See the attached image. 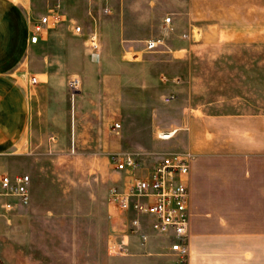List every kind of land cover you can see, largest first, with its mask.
<instances>
[{
    "label": "crops",
    "instance_id": "obj_1",
    "mask_svg": "<svg viewBox=\"0 0 264 264\" xmlns=\"http://www.w3.org/2000/svg\"><path fill=\"white\" fill-rule=\"evenodd\" d=\"M52 9L60 23L30 45L33 20ZM166 16L168 34L161 39ZM72 24L82 28V36ZM194 29L201 42L190 39ZM91 33L98 37L96 53L88 48ZM156 38L163 45L142 62L125 61L142 49L141 41ZM214 42L264 43V0H0V173L7 162L28 154V140L41 123L38 104H45L47 118L54 116L53 101H66L65 76L86 74L87 51L98 63L94 70L110 77L105 113L119 115L108 152L139 153L145 170L167 153L194 156L187 263L166 256L169 240L146 227L140 231L148 242L133 236L138 242L128 240L130 254L119 263L264 264V114L208 113L177 97L183 87L178 66ZM31 76L36 86L29 85ZM83 112L77 105L71 120L65 105L57 115L64 124H76ZM174 129L169 140L157 139V133ZM7 203L14 202L0 197V218L10 211Z\"/></svg>",
    "mask_w": 264,
    "mask_h": 264
},
{
    "label": "rangeland",
    "instance_id": "obj_2",
    "mask_svg": "<svg viewBox=\"0 0 264 264\" xmlns=\"http://www.w3.org/2000/svg\"><path fill=\"white\" fill-rule=\"evenodd\" d=\"M164 24L161 39L168 34L169 24ZM189 37L195 42L202 40L196 29ZM145 41H141L142 49L133 53L138 57L128 54L126 62L144 60L149 54L143 52ZM83 55L88 59L82 61L86 74L65 76L66 101H53L54 116L47 118L45 104H38L41 123L34 138L28 140V154L7 162L1 172L10 177L26 174L31 182L28 205L1 214L0 264H120L118 259L130 254L129 250L122 256L108 253L111 239H121L113 237L117 235L115 210L108 202L110 188L124 181L111 161L113 155L121 153L107 150L118 134L113 125L119 122V115L105 113L109 110L110 77L94 70L98 63L91 54L84 51ZM35 67H41V60L35 61ZM178 68L183 71V87L177 95L181 100L208 113L264 114V43L214 42ZM72 77L80 80L74 100L67 87ZM65 105L71 120L76 106L82 107L78 123L70 120L64 124L63 116L57 115ZM164 108L170 110L167 105ZM11 199L18 204L16 198ZM131 239L138 242L135 237Z\"/></svg>",
    "mask_w": 264,
    "mask_h": 264
},
{
    "label": "built area",
    "instance_id": "obj_3",
    "mask_svg": "<svg viewBox=\"0 0 264 264\" xmlns=\"http://www.w3.org/2000/svg\"><path fill=\"white\" fill-rule=\"evenodd\" d=\"M60 20V15L54 9L34 19L29 29L28 43L38 44L41 36L56 27ZM170 20V17H166L164 22L169 24ZM72 31L77 36L83 35L79 25L72 24ZM87 43L92 53L100 50L96 34H89ZM162 45L161 39L147 40L144 42L143 52H154ZM132 56L134 59L138 57L136 54ZM37 83L35 77L29 78L30 86ZM67 87L71 99L74 100L80 87V80L72 77ZM119 128V124L113 125V131ZM176 132L174 129L159 132L156 136L159 140H169ZM193 160L194 156L191 153H167L150 170H145L139 153L112 156L114 169L123 176L124 181L120 186H112L108 192L109 205L115 210L114 233L117 235L113 237L121 238L119 241L111 239L108 253L112 256L126 254L128 239L133 236H138L141 244L147 243L149 235L140 231L141 227H146L152 233L167 238L169 254L180 263H187L190 237L188 177ZM29 184L30 178L26 174L10 177L8 174L0 173V197L16 198L18 205L26 206L30 198ZM5 207L14 210L17 205L7 203Z\"/></svg>",
    "mask_w": 264,
    "mask_h": 264
}]
</instances>
